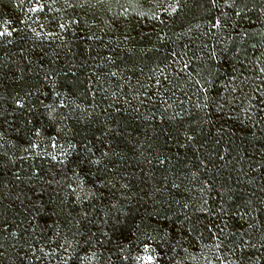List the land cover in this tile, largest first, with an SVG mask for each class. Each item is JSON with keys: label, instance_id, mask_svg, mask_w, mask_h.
<instances>
[{"label": "trees", "instance_id": "16d2710c", "mask_svg": "<svg viewBox=\"0 0 264 264\" xmlns=\"http://www.w3.org/2000/svg\"><path fill=\"white\" fill-rule=\"evenodd\" d=\"M0 33V264H264V0H0Z\"/></svg>", "mask_w": 264, "mask_h": 264}, {"label": "rangeland", "instance_id": "374dc122", "mask_svg": "<svg viewBox=\"0 0 264 264\" xmlns=\"http://www.w3.org/2000/svg\"><path fill=\"white\" fill-rule=\"evenodd\" d=\"M94 2H97L96 0H93ZM31 8L34 10L38 7V4L36 2H31ZM148 256L153 257L151 261L147 259ZM138 264H157V256L152 252V250L147 246L143 247L140 249L138 252V257H137Z\"/></svg>", "mask_w": 264, "mask_h": 264}, {"label": "snow or ice", "instance_id": "6c2138e0", "mask_svg": "<svg viewBox=\"0 0 264 264\" xmlns=\"http://www.w3.org/2000/svg\"><path fill=\"white\" fill-rule=\"evenodd\" d=\"M5 32H7V29H5ZM0 34H3V33H0ZM146 247H147V246H146ZM147 259H148L149 261H151V260L153 259V257L148 256Z\"/></svg>", "mask_w": 264, "mask_h": 264}]
</instances>
